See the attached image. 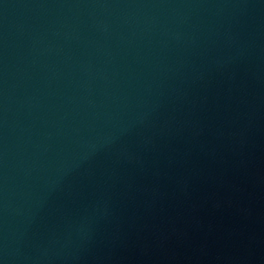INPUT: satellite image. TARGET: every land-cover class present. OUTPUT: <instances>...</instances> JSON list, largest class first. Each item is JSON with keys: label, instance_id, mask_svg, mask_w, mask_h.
I'll return each instance as SVG.
<instances>
[{"label": "water", "instance_id": "obj_1", "mask_svg": "<svg viewBox=\"0 0 264 264\" xmlns=\"http://www.w3.org/2000/svg\"><path fill=\"white\" fill-rule=\"evenodd\" d=\"M0 264H264V0H0Z\"/></svg>", "mask_w": 264, "mask_h": 264}]
</instances>
